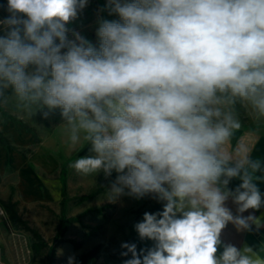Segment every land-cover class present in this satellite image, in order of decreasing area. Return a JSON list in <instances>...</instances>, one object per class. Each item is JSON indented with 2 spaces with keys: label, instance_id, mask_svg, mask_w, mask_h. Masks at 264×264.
<instances>
[{
  "label": "clouds",
  "instance_id": "obj_1",
  "mask_svg": "<svg viewBox=\"0 0 264 264\" xmlns=\"http://www.w3.org/2000/svg\"><path fill=\"white\" fill-rule=\"evenodd\" d=\"M88 2L7 0L0 97L10 88L43 119L59 110L68 147L90 146L70 167L117 173L109 199L166 202L134 225L154 246L122 242V264H264L248 246L217 256L229 222L264 227L242 215L264 206L260 161L227 150L241 125L222 108L246 101L264 117V0H107L119 19L98 21V46L67 26Z\"/></svg>",
  "mask_w": 264,
  "mask_h": 264
},
{
  "label": "rangeland",
  "instance_id": "obj_2",
  "mask_svg": "<svg viewBox=\"0 0 264 264\" xmlns=\"http://www.w3.org/2000/svg\"><path fill=\"white\" fill-rule=\"evenodd\" d=\"M106 4L107 0H89L87 7L79 14L78 18L67 26L69 29L81 33L93 45L98 46L99 41L96 35V30L99 26L98 21L100 19H119L117 15L109 14L105 8ZM69 38H72L71 32H69ZM240 102L245 110L244 117L248 119L246 123L238 115L234 105L226 104L222 108L224 111H231L234 117L240 122L241 126L238 130H243L245 125L253 123L257 127L255 132L264 135V117L258 116L248 102ZM5 110L8 114L22 119L27 126L35 129L41 138L46 137L60 122L57 111L52 113L49 119H43L39 111L33 109L31 110V114L30 110L22 106L15 97L5 104ZM88 147L89 145H86L84 151L76 153L70 162L61 164L59 170L52 173L51 181L56 182L61 180L60 172L62 169L64 168L66 170L67 215L70 218L79 219L78 222L69 224L65 238L81 243V253H86L97 245L101 247L104 245L107 249L113 250L109 252V263L119 264L118 242L110 232L118 235L116 232L130 228L131 238L135 239L138 233L134 225L142 222L145 212H156L151 211L152 204L140 206V203L137 204L134 197L128 195L120 196L114 200L109 199L111 184L115 181L116 177H106L102 171L96 174L83 175L77 173L70 167L76 159L90 155L87 154ZM40 174L46 177L44 173ZM17 181V174L12 169H8L4 177L0 178V201H6L9 198L13 201L19 199ZM93 191H96V194L92 198L82 200ZM19 211L25 219L30 220L33 225L40 229L47 241H53L60 222V202L30 206L20 205ZM0 216L3 218L6 217L7 220V215L1 208ZM97 226L100 227L99 233L94 231V228ZM8 233L15 253L19 249L20 262H17V264H47L46 262L33 259L28 234L13 229ZM141 241L146 244L151 243L154 246V241L148 239ZM77 251L70 243L61 244L57 249L55 264H67L68 257L71 255H75L76 257Z\"/></svg>",
  "mask_w": 264,
  "mask_h": 264
},
{
  "label": "crops",
  "instance_id": "obj_3",
  "mask_svg": "<svg viewBox=\"0 0 264 264\" xmlns=\"http://www.w3.org/2000/svg\"><path fill=\"white\" fill-rule=\"evenodd\" d=\"M6 8L7 0H0V19H3L8 15ZM4 34V31L0 30V35ZM14 97L15 96L10 88L5 90L3 97H0V132H2L4 136L8 137L12 143V146H0V178L4 177V174L8 169H12L17 174L19 199L14 202L18 203L19 207L20 205L30 206L61 202L63 189L62 182L61 180L52 182V173L58 171L61 164L70 162L76 153L84 151L86 144L76 149L68 147L65 143L67 133L64 128V121L59 111V124L54 127V129L46 137L41 138L37 134L41 142L36 144L34 133L22 128L17 122L12 120L6 121L3 117V112L9 116H13L12 114L7 113L5 110V104ZM19 120L22 121V119ZM13 147H17L19 149H32V153L27 157H24ZM226 147L229 152H234V150L237 149L241 152L246 151L250 159L260 161L261 170L255 173V177L257 178L256 183L261 192L262 199H264V135L246 130H236L233 132L230 142L226 145ZM89 148L90 146L87 148V154H91ZM40 173H44L46 177H43ZM116 175L117 173L113 172L110 177L113 178L116 177ZM240 183H242V181L238 177L233 178L228 185V189L234 191ZM135 200L137 204L140 203L137 199ZM140 206H142V203H140ZM226 206L231 210L234 216L238 214L237 205L231 198L226 201ZM250 213L264 221V206H262L259 210L249 209L242 215L247 216ZM5 220L6 217L3 218L0 216V264H17V262H20L19 249L16 253L15 250H13L9 233L5 226ZM116 231L118 230L116 229ZM248 232H250L264 246V227L257 230L255 225H253L252 230L250 231L238 230L231 222H229L221 231V244L223 246L231 244L236 246L238 249H243L245 246L251 247L246 240ZM116 233L118 235L114 232H110V234L113 235L118 242V250L121 247V243L125 242L127 239H131L132 243L136 244L137 250L141 248H151L145 242L141 241L138 234L137 238H131L130 228H125V230H121ZM110 251L113 250L107 249V247L103 245L99 254L100 256L98 255L97 257L89 260L87 264H111L109 263ZM81 252L82 248L77 251L75 258L82 254ZM222 252L223 250L218 246L217 256L221 255Z\"/></svg>",
  "mask_w": 264,
  "mask_h": 264
},
{
  "label": "trees",
  "instance_id": "obj_4",
  "mask_svg": "<svg viewBox=\"0 0 264 264\" xmlns=\"http://www.w3.org/2000/svg\"><path fill=\"white\" fill-rule=\"evenodd\" d=\"M234 108L238 113V115L243 118V122L246 123L248 119L244 117L245 110L239 100L234 104ZM56 111L58 112L59 110ZM3 117L5 118L6 121L12 120L14 122H17L22 128L26 129L29 132L34 133L36 144H39L41 142L35 129L27 126L21 120L13 116H9L4 112H3ZM256 128L257 127L253 123H251L250 125H245L243 130L255 132ZM0 146H12L10 139L4 136L2 132H0ZM13 148L19 151L24 157H27L29 154L32 153V149H19L17 147H13ZM60 175L63 186L62 200L60 202L61 216H60L59 227L53 241H47L42 235L39 228L33 225L30 220L25 219L23 217V215L19 211V207L16 202H14L10 198L6 201L5 200L0 201V208L7 215V220L5 221V226L7 231L10 232L13 229L18 231H23L24 233L28 234L30 237V250L33 259L37 261L40 260L42 262H46L47 264H55L57 257V249L63 243L72 244L75 250L81 249V243L76 242L74 240H68L65 238L69 224L78 222L79 219L70 218L67 215V180H66V170L64 168L60 172ZM95 194L96 191H93L89 196L85 197L82 200H88L92 198ZM137 201L142 203V206L152 204L153 207L151 211H154L156 213L162 212L163 206L166 203L165 201H158L156 199H153L151 196H145L144 198L137 199ZM94 231L96 233H99L100 227L99 226L95 227ZM246 240L250 244V246L259 254V256L264 257V246L250 232L247 233ZM125 242L131 244L132 240L127 239ZM147 245L152 247L151 243H147ZM219 247L222 250H224V246L222 244ZM100 251H101V246L97 245L88 252L78 255L76 258L77 264H87L89 260L97 257L100 254ZM121 251H125V250L121 249V247L119 249V257H120L119 264H122V261L124 259L130 258V254L129 257H122L120 254Z\"/></svg>",
  "mask_w": 264,
  "mask_h": 264
}]
</instances>
